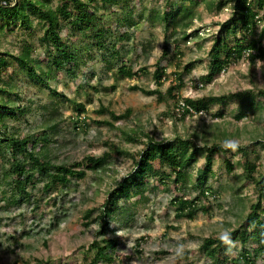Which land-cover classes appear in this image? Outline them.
I'll list each match as a JSON object with an SVG mask.
<instances>
[{"label":"rangeland","instance_id":"374dc122","mask_svg":"<svg viewBox=\"0 0 264 264\" xmlns=\"http://www.w3.org/2000/svg\"><path fill=\"white\" fill-rule=\"evenodd\" d=\"M47 1L55 6L61 0ZM208 2L124 0L108 4L93 0L89 8L100 15L95 28L73 27L69 22L73 16L61 21L60 36L74 59L57 69L47 62L40 27L25 28L12 20L6 25L0 18V54L8 58L0 67V86L10 88L9 98L14 99L13 91L19 94L12 102L14 108L19 104L30 108L18 118L5 116L10 131L23 136L46 129L54 163L80 162L88 154L102 156L103 161L85 168L83 176L71 177L68 185L52 184L48 191L42 189L45 179L34 175V185L25 183L31 194L20 204L7 202L13 185L0 183V264H92L93 253L86 249L102 236L118 240L111 252L114 259L97 264H214L203 253L201 242L239 226L256 200L257 190L246 176L245 162L250 159L257 173L264 172V55L233 58L211 80L203 79L214 36L232 7L226 3L217 8ZM180 4L192 8L186 17ZM65 5L71 9L68 2ZM163 11L175 15L167 22L161 17ZM31 17L36 22L34 14ZM190 17L192 22L185 29L188 36L183 40L181 23ZM258 33H250L245 41ZM237 36L242 32L230 27L225 38ZM259 38L264 49V31ZM18 53L35 58L43 70H49L48 75L32 78L14 59ZM121 65L130 66L136 74L121 73ZM157 69L163 73L158 79ZM181 78L182 83L171 91L169 87L178 85ZM246 89L255 92L258 106L238 118L241 101L232 93ZM209 94L227 97L200 111L183 110V98ZM51 120L57 121L53 133L46 127ZM146 134L161 141L176 142L181 137L201 149L186 167L187 179L178 183L171 168L155 159L158 173L144 175L143 183L130 185L129 196L112 206L113 216L104 224L108 231L100 235L101 206L109 190L133 169ZM43 143L38 140L36 145ZM212 144L222 148L212 154L211 169L200 185L196 175L205 164L206 146ZM237 147L247 148L246 153ZM4 148L0 165L8 167L13 151L10 143L5 142ZM23 156V152L16 155ZM196 195L202 209L192 217L176 216L173 198ZM245 245L253 252L256 241ZM240 250V242L234 241L227 258L231 264H247L242 259L230 260ZM251 264H264V251Z\"/></svg>","mask_w":264,"mask_h":264},{"label":"trees","instance_id":"16d2710c","mask_svg":"<svg viewBox=\"0 0 264 264\" xmlns=\"http://www.w3.org/2000/svg\"><path fill=\"white\" fill-rule=\"evenodd\" d=\"M62 1V0H61ZM61 1L52 6L47 0H0V18L4 24L9 25V21H18V25H22L25 28L37 26L42 29V44L46 43L49 59L48 64L52 67L62 68L65 62L72 59L73 53L67 48L65 42L62 40L59 32L61 21L69 19L71 25L79 30L85 31L87 28L96 27V19L100 18V15L96 14L95 10H91L89 3L93 0H64V4ZM108 4H118L124 0H102ZM67 2L70 4L71 9L66 8ZM209 4H215L217 8L223 7L224 4L230 3L232 7L229 10V16L226 20L221 22L220 29L214 36L213 45L210 51L209 67L206 74L201 77L206 80H211L216 74L228 65L231 59L240 58L243 55L255 57V55L263 56L264 49L261 42L264 31V0H209ZM180 9L184 10L183 17H186L192 8L184 7L180 4ZM96 7V6H94ZM179 9V8H178ZM34 14L37 19L33 22L31 17ZM175 13L163 11L161 14L162 19L168 22V17H174ZM126 17V16H125ZM123 17V18H125ZM173 19V18H172ZM129 21L125 18L124 21ZM127 21V23H128ZM176 21H173L175 23ZM192 22V17L186 19L181 23L183 27L181 38L187 39L188 33L186 27ZM166 27V28H165ZM165 29L168 27V23L165 24ZM230 27L236 28L242 32V36L235 37L233 40H226L225 35L229 31ZM261 29V30H260ZM260 30V31H259ZM100 31V30H99ZM259 32L256 38H251L246 42V37L250 33ZM175 30L173 29L170 35H173ZM169 34L166 35V41H168ZM146 44L143 45V50L146 49ZM255 49V50H254ZM257 53V54H255ZM11 56H13L11 54ZM14 59L25 67L27 73L32 78L41 79L48 75V71L43 70L40 64L35 58L31 56H25L24 54H15ZM7 55L0 54V67L8 63ZM4 69V68H3ZM50 69V68H49ZM119 71L126 75L136 74L130 66L121 65ZM155 77L160 78L163 74L158 73ZM75 74L74 71H71ZM179 75V74H177ZM42 78V79H43ZM182 83V78L179 84L176 86H170L169 89L174 91ZM6 85L0 86V90L3 92L0 95V150H4L5 142L10 143L13 154L8 159L10 165L5 167L0 165V183H6L13 185V192L11 193L8 203L20 204L23 199H28L31 191L26 189L25 183L29 182L32 185L35 184L32 179L34 175L44 178L42 189L48 191V188L52 184L60 183L63 186L68 185L71 177H80L85 174V168L96 167L102 164L101 157H96L91 154L86 155L82 161L66 163L52 162L49 154V146L47 141L49 140L48 132L43 129L40 134H24L19 136L17 133H13L8 128L6 121V115L19 117L24 114L30 108L28 106L18 105L14 108L12 102L19 96L17 92L14 99L9 98L7 93L12 94ZM6 95H5V94ZM235 97L240 99V104L236 116L243 117L247 114L248 108L254 109L258 106V101L255 98V92L252 89H246L243 91H235L232 93ZM227 94L222 95H204L201 97L183 98V110L200 111L202 108H207L209 104L215 101L225 100ZM11 103V104H10ZM127 113V110H126ZM125 113V114H126ZM222 113V112H220ZM115 117H120L114 115ZM50 120V118H48ZM57 121H50L46 124V127L50 128V133L55 131ZM144 141V146L134 159V167L129 171L125 179L116 182V185L109 190L107 194V200L103 202L102 209L99 212L101 217V227L97 230L98 234L104 235L107 232V228L104 224L107 223L109 217L113 216V205L122 197L129 196L130 185H139L144 182V175L150 173H158V170L154 168V160L159 159L163 165H168L174 173L173 180L178 183L187 179L186 167L193 163L196 159L197 151L201 149L200 146H191L188 140L181 137L176 138V142L170 139L165 141L156 140L153 136H148ZM134 138L139 139L136 136ZM38 140L44 143L37 146ZM4 142L3 144H1ZM118 152H123L118 146H113ZM222 148L221 145L212 144L206 146L205 149V164L203 169L196 175V180L200 185H203L206 175L211 169L212 154ZM241 149L242 153H246L247 148L237 147ZM23 152L24 156L21 158L16 157L17 153ZM15 155V157L13 156ZM85 163V165H84ZM227 168L231 169L232 164L228 161ZM246 176L254 183L257 190L256 200L251 203L249 211L245 215L243 222L239 226L227 231L222 236H206L200 244V247L205 255L211 256L214 264L222 262V264H231L228 261V252L233 248V242L239 241L241 244V250L234 254L230 260L237 263L242 261L247 264L254 263L256 256L264 251V172H258L256 165L250 159L245 162L244 165ZM160 179L163 181L162 177ZM125 180L127 182H125ZM210 189V187H208ZM203 188L200 190L203 192ZM198 196H194L192 199H187L183 196H176L173 198V202L176 204V216L187 215L192 217L199 209H202L196 202ZM85 215L84 217H86ZM89 220L84 222L86 225ZM117 238L102 236L101 238L93 239L87 247V252H92V264H97L99 261H111L114 259L112 251L115 250L117 245ZM251 241H256V246L253 247L254 251L245 244ZM86 253V252H85ZM5 264V263H4ZM17 264V262H14Z\"/></svg>","mask_w":264,"mask_h":264}]
</instances>
